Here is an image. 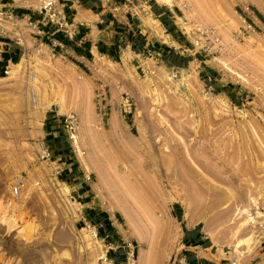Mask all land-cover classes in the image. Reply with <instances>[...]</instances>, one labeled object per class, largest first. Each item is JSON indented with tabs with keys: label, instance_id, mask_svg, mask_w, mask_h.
<instances>
[{
	"label": "rangeland",
	"instance_id": "374dc122",
	"mask_svg": "<svg viewBox=\"0 0 264 264\" xmlns=\"http://www.w3.org/2000/svg\"><path fill=\"white\" fill-rule=\"evenodd\" d=\"M151 2L173 9L180 59L128 52L81 68L35 43L0 73V264H126L118 249L127 264H174L193 226L214 259L264 264V0H138L143 28L169 42ZM88 206L109 216L106 236Z\"/></svg>",
	"mask_w": 264,
	"mask_h": 264
},
{
	"label": "crops",
	"instance_id": "0c3cea01",
	"mask_svg": "<svg viewBox=\"0 0 264 264\" xmlns=\"http://www.w3.org/2000/svg\"><path fill=\"white\" fill-rule=\"evenodd\" d=\"M44 1L0 0V13L14 21L9 31L5 26L0 27V73L11 64H16L28 47L35 43L46 45L54 54L81 68H88L97 55L115 56L128 52L142 55L158 51L165 58L180 59L174 46L178 43L179 34L173 27V9L168 6L155 2L149 4L151 15L161 24L164 36L169 40L166 42L151 36L143 28L141 16L134 10L138 0H53L51 10L46 13L41 9ZM181 59L185 60L184 56ZM48 135L52 145L59 143L56 131L51 130ZM53 150L58 159L64 154L59 145ZM60 163L65 164L66 177L75 173L66 158ZM72 179L75 195L87 199L90 194L88 182L76 174ZM84 219L92 223L98 232L107 235L111 222L106 212L88 206ZM207 239L208 236L196 226L184 231L182 246L188 264H224L212 257L216 251ZM110 257L113 262L127 264L129 252L113 250Z\"/></svg>",
	"mask_w": 264,
	"mask_h": 264
},
{
	"label": "bare ground",
	"instance_id": "6f19581e",
	"mask_svg": "<svg viewBox=\"0 0 264 264\" xmlns=\"http://www.w3.org/2000/svg\"><path fill=\"white\" fill-rule=\"evenodd\" d=\"M162 1H164V2H166V3H170V0H162ZM142 14V13H141ZM141 18H142V16H141ZM144 18H146L145 16H144ZM144 18H143V20H144ZM147 20V19H146ZM150 21L152 22V21H154V22H157V20L155 19V18H151L150 19ZM146 22H148V24L151 26V24H153V23H150L148 20L146 21ZM153 27V26H152ZM102 64V63H101ZM104 64V63H103ZM102 64V65H103ZM106 65V64H105ZM261 148V147H260ZM264 148V147H263ZM263 150V149H262ZM260 155V154H259ZM223 180V179H222ZM217 196V195H216ZM215 196V197H216ZM227 197V196H226ZM148 204V203H147ZM229 209V208H228ZM231 209V208H230ZM248 212V211H247ZM256 216L254 215V217L253 218H251V220H250V218H249V220H248V222H251V221H253V222H255L256 221ZM246 221L244 220V223H245ZM243 223V224H244ZM241 224H242V222H241ZM251 224H252V222H251ZM240 226V225H239ZM238 226V227H239ZM248 227V226H247ZM92 231V230H91ZM237 231V230H236ZM92 233V236H95L96 235V231H92L91 232ZM234 233H236V232H234ZM262 235H261V237H263L264 236V227H263V230H262ZM237 235V234H236ZM253 236V235H252ZM233 238V237H232ZM253 238V237H252ZM258 236H254V239H252V243L253 242H256L257 240H258ZM231 239V238H230ZM245 239H247V238H245ZM242 240H244V238H239V237H236L233 241H232V248L235 250V251H237V252H239V254H240V250H239V246H240V244H241V241ZM216 243V242H215ZM228 243V242H227ZM253 246V245H252ZM234 251V252H235ZM130 261H131V263L133 264V262H134V264H143V260H141V258L139 259H137V260H134V259H132L131 257H130ZM105 264H110V261L108 260V259H105Z\"/></svg>",
	"mask_w": 264,
	"mask_h": 264
},
{
	"label": "built area",
	"instance_id": "2783aa9c",
	"mask_svg": "<svg viewBox=\"0 0 264 264\" xmlns=\"http://www.w3.org/2000/svg\"><path fill=\"white\" fill-rule=\"evenodd\" d=\"M53 4H54V1L53 0H45L43 2V4L41 5V9L44 11V13H46L49 10H51ZM52 15H53V13L49 16V19L50 20H51ZM3 72L5 74H8L9 68H5L3 70ZM12 193L14 195H18V193H19L18 184L13 185V187H12ZM174 264H188L187 261H186V258L184 256V254L182 256H180L179 258H177V260H175V263Z\"/></svg>",
	"mask_w": 264,
	"mask_h": 264
}]
</instances>
